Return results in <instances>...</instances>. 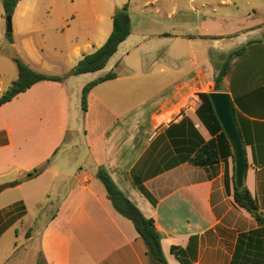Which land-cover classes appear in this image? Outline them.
Listing matches in <instances>:
<instances>
[{
  "label": "crops",
  "instance_id": "obj_1",
  "mask_svg": "<svg viewBox=\"0 0 264 264\" xmlns=\"http://www.w3.org/2000/svg\"><path fill=\"white\" fill-rule=\"evenodd\" d=\"M102 1L77 13L82 37L75 35L65 64L41 57L26 64L66 75L106 42L126 4L131 32L106 66L38 82L0 106V264H12L32 240L42 264H153L108 200L100 167L153 220L167 264H264V234L250 235L258 225L233 199V157L207 167L189 162L213 137L211 122L198 116V94L228 93L245 143L243 183L264 217V19L256 18L264 3L247 1L245 19L220 10L237 11L238 0ZM242 46L214 91L225 55ZM108 73L116 77L90 90L83 112V87ZM13 81L12 71L0 73V96Z\"/></svg>",
  "mask_w": 264,
  "mask_h": 264
},
{
  "label": "trees",
  "instance_id": "obj_2",
  "mask_svg": "<svg viewBox=\"0 0 264 264\" xmlns=\"http://www.w3.org/2000/svg\"><path fill=\"white\" fill-rule=\"evenodd\" d=\"M18 1L19 0H1V5L8 21V32L6 33V37L10 41L12 35L9 21ZM130 32V18L127 10V5L125 4L121 8L116 9V11L114 12L112 17V31L106 42L101 47L97 48L94 52L84 55L64 76H47L38 73L32 70L20 58L13 57V61L17 68V78L0 96V106L11 101L17 95L25 92L38 82H59L70 76H77L102 70L108 63L109 59L116 53L119 44L128 37ZM245 50L246 46H242L225 55L223 63L218 73L214 77V91H220L221 82L226 75L232 60L237 56L243 54ZM115 77L116 74L108 73L104 77L98 78L83 87L81 92V108L83 112L86 111V99L90 90L97 84L112 80ZM198 98L201 102L197 110L198 116L203 118V116L201 115L202 111V113H204V119H207L208 122H211V131L213 137L208 142L204 143L194 153V155L189 159V162L191 165L196 167H207L217 164L220 161L227 159L228 157H233V155L229 142L213 110L211 101L209 99V93H200L198 94ZM234 117L236 120L235 111ZM244 144L245 143L243 142V145ZM46 166L47 165L44 164L40 167L34 168L32 171L27 173L25 179L29 180L38 176L46 168ZM96 178L104 187L106 196L110 201L113 209L119 215L126 218L132 223L134 230L143 241L146 247V254L150 258L152 263L167 264L160 245L161 235L156 231L153 220L142 215L138 208L132 202H130L122 193V191L114 184L103 167L98 168L96 172ZM226 185H228L227 182ZM137 186L145 196L149 197L139 184H137ZM233 199L236 205L250 214V216L254 218L258 225V228L250 235L264 234V217L260 213L255 200L246 189L244 183L240 188H237L234 185ZM242 238L243 237H240L238 240L240 244H242Z\"/></svg>",
  "mask_w": 264,
  "mask_h": 264
},
{
  "label": "rangeland",
  "instance_id": "obj_3",
  "mask_svg": "<svg viewBox=\"0 0 264 264\" xmlns=\"http://www.w3.org/2000/svg\"><path fill=\"white\" fill-rule=\"evenodd\" d=\"M98 1L103 4L102 0H19L9 21L12 35L10 41L6 37L8 21L0 0V73L8 76L12 71L13 80L17 78L13 57L20 58L25 64L40 57L65 64L70 58L68 51L75 35L82 37L79 31L75 30L80 26L77 13L95 6ZM108 1L116 3L118 0ZM247 1L249 0H238L237 11L230 7H222L220 10L224 15L238 14L239 18L246 19L247 14H251ZM251 2L253 6L264 3L263 0ZM256 18L263 20L264 15L257 13ZM62 27L63 32L60 30ZM78 113L80 115V108ZM79 143H83L82 139ZM38 252L37 240H32L24 246L20 245L12 264L21 262L22 259L23 264H42Z\"/></svg>",
  "mask_w": 264,
  "mask_h": 264
},
{
  "label": "water",
  "instance_id": "obj_4",
  "mask_svg": "<svg viewBox=\"0 0 264 264\" xmlns=\"http://www.w3.org/2000/svg\"><path fill=\"white\" fill-rule=\"evenodd\" d=\"M209 99L222 130L229 142L235 165V187L244 182L246 156L240 132L234 117L231 98L228 93L210 92Z\"/></svg>",
  "mask_w": 264,
  "mask_h": 264
},
{
  "label": "built area",
  "instance_id": "obj_5",
  "mask_svg": "<svg viewBox=\"0 0 264 264\" xmlns=\"http://www.w3.org/2000/svg\"><path fill=\"white\" fill-rule=\"evenodd\" d=\"M189 109V105H186L185 107H184V110H188Z\"/></svg>",
  "mask_w": 264,
  "mask_h": 264
}]
</instances>
